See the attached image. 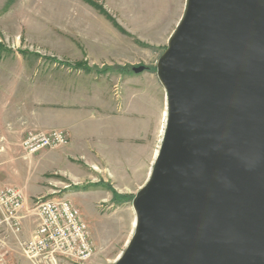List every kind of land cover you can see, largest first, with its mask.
<instances>
[{"label":"water","instance_id":"1","mask_svg":"<svg viewBox=\"0 0 264 264\" xmlns=\"http://www.w3.org/2000/svg\"><path fill=\"white\" fill-rule=\"evenodd\" d=\"M155 76L164 132L114 264H264V0H185Z\"/></svg>","mask_w":264,"mask_h":264},{"label":"crops","instance_id":"2","mask_svg":"<svg viewBox=\"0 0 264 264\" xmlns=\"http://www.w3.org/2000/svg\"><path fill=\"white\" fill-rule=\"evenodd\" d=\"M104 1L123 29L139 37L160 36L156 42L161 46L167 44L184 11L182 0ZM7 3L13 7L0 18L5 27L11 20L43 18L37 11L29 12L28 4L36 8L55 5L51 9L56 8L59 13L60 5L68 4L69 30L74 25L75 31L80 20L77 9L87 13L82 33L74 32L82 36L79 38L87 45V51L125 50L121 33L102 18L98 19L99 26L92 25L97 20L95 15L77 0H0V5ZM136 4L142 5V14L136 12ZM116 6L120 16L111 8ZM128 46L133 49L131 43ZM10 56L5 52L0 57V183L16 186L23 192L25 218L21 238L28 239L37 224L29 201L57 192L41 189L56 188L55 177L71 181L60 192L80 208L88 226L95 218L94 208L98 204L115 208L128 204L146 183L157 156V128L166 111L164 91L161 100L157 96L159 82L147 72L143 77L118 78L124 93L122 108L117 109L104 79L84 73H44L37 70L38 62ZM45 75L51 84H44ZM31 78L37 81L23 83ZM53 129L67 132L68 146L30 156L22 152L20 143L27 131ZM19 168L23 169L22 188L15 184ZM89 178L102 179V183L84 182ZM107 180H111L112 187L106 185ZM19 254L14 238L1 232L0 264H31Z\"/></svg>","mask_w":264,"mask_h":264},{"label":"rangeland","instance_id":"3","mask_svg":"<svg viewBox=\"0 0 264 264\" xmlns=\"http://www.w3.org/2000/svg\"><path fill=\"white\" fill-rule=\"evenodd\" d=\"M77 1L87 7L88 11L90 9V12L95 15V19L97 20H93L92 25L95 24L99 26L98 19L102 18L121 33L125 44L124 51L115 53L87 51V45L79 38H82V36H76V34H74V32L78 30H81L80 33H82L84 26L83 19L85 15L87 16V13L83 10L78 11L77 9V11H75L77 15L79 13L80 20H77V25L75 24L76 29L74 31V25L71 26V30L67 28L69 18L67 7H70L68 4L60 5V13L57 12L58 10L56 8L51 9V7H55V5L50 4V7L44 4L43 8L40 6L36 8V5L28 4L27 8L29 12L37 11V15L43 16V18L40 20H11L8 21L9 24L6 27L2 25L3 21L0 20V57L6 52L8 55L11 54L10 58L12 59L23 58V61L38 62L37 70L44 73L60 72L63 75L65 74V76H80L84 73L97 79H104L106 80L108 91L117 109H120L122 108L121 101L122 94L124 93L121 80L126 79L128 76L143 77L146 75V72L151 73L154 79L157 80L155 76L156 64L159 57L166 49L167 44L161 46V44L156 42V40H160V36L139 37L130 34L118 24L113 13L107 9L108 5L104 3V0H90L97 5V8L83 0ZM182 3L183 6H185V0H182ZM135 6L137 7L136 12L142 14V5L136 4ZM12 7V3H7L5 5L1 4L0 18L3 17L5 12H9ZM111 8L115 14L120 16L121 12H118L117 6L115 9H113V7ZM130 10L133 12L131 6ZM128 43L132 44L131 47H133V49H128V47H130ZM139 66L146 67L147 71L137 75L133 74L131 67ZM58 76L61 77L60 75ZM47 77L48 75L44 76L45 85L51 84V79L46 81ZM118 78H121V80ZM36 81V78H31L30 81L23 83L33 84ZM114 85L118 86V98H115L113 95L112 89ZM162 95L163 89L159 86L157 96L160 100ZM163 119L164 117H161L157 128V150H159L163 136L162 132L165 123ZM17 177L18 179L15 184L22 188L23 169L19 168ZM89 181H93L94 183L99 182L98 184L102 183V179L98 181L92 180L91 178L84 180V182L87 183ZM70 182L71 181L67 178L55 177L54 185L56 188L47 186L46 189H44L45 187L41 189L48 190L49 193L51 189L57 192L47 194L42 198L62 197L60 191L66 189L65 187L70 184ZM44 183H46V181ZM50 183L52 182L50 181ZM110 183L111 180L106 181V185H108L109 188L112 187ZM36 201L37 199H31V201H29V206L33 208ZM131 202L132 200L128 204L116 208L101 203L94 208L95 218L88 227L95 246V255L88 264H114L118 256L125 250L127 243L135 232V214ZM19 255L22 257L21 254Z\"/></svg>","mask_w":264,"mask_h":264},{"label":"built area","instance_id":"4","mask_svg":"<svg viewBox=\"0 0 264 264\" xmlns=\"http://www.w3.org/2000/svg\"><path fill=\"white\" fill-rule=\"evenodd\" d=\"M118 98V86H113ZM69 144L66 131L29 130L20 143L26 156L62 149ZM24 197L20 188L0 183V231L14 238L22 257L31 264H88L95 255L89 227L79 209L63 197L38 198L30 212L37 219L31 236L23 240Z\"/></svg>","mask_w":264,"mask_h":264},{"label":"trees","instance_id":"5","mask_svg":"<svg viewBox=\"0 0 264 264\" xmlns=\"http://www.w3.org/2000/svg\"><path fill=\"white\" fill-rule=\"evenodd\" d=\"M83 1L86 2V3H88V4H90L91 6L97 8V5L95 3H93L92 1H90V0H83Z\"/></svg>","mask_w":264,"mask_h":264},{"label":"bare ground","instance_id":"6","mask_svg":"<svg viewBox=\"0 0 264 264\" xmlns=\"http://www.w3.org/2000/svg\"><path fill=\"white\" fill-rule=\"evenodd\" d=\"M163 117H164L163 122H166V111L164 112ZM164 126H165V123H164ZM163 132H164V128H163ZM163 132H162V133H163ZM133 224H134V223H133ZM118 257H119V256H118Z\"/></svg>","mask_w":264,"mask_h":264}]
</instances>
